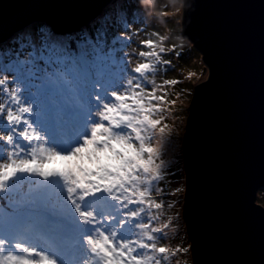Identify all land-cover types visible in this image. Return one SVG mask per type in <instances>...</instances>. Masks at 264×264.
I'll list each match as a JSON object with an SVG mask.
<instances>
[{
  "label": "snow or ice",
  "instance_id": "1",
  "mask_svg": "<svg viewBox=\"0 0 264 264\" xmlns=\"http://www.w3.org/2000/svg\"><path fill=\"white\" fill-rule=\"evenodd\" d=\"M132 35L78 57L47 45L28 59L0 56V198L11 209L0 207V264H171L186 251L161 244L172 205L155 198L165 175L161 105L176 103L157 92L179 81L156 83L171 64L162 36L140 41L147 50H133L130 71L127 52L110 71Z\"/></svg>",
  "mask_w": 264,
  "mask_h": 264
},
{
  "label": "water",
  "instance_id": "2",
  "mask_svg": "<svg viewBox=\"0 0 264 264\" xmlns=\"http://www.w3.org/2000/svg\"><path fill=\"white\" fill-rule=\"evenodd\" d=\"M114 0H0V42L32 22L59 36ZM182 31L208 76L183 139L192 264H264V0H183Z\"/></svg>",
  "mask_w": 264,
  "mask_h": 264
},
{
  "label": "rangeland",
  "instance_id": "3",
  "mask_svg": "<svg viewBox=\"0 0 264 264\" xmlns=\"http://www.w3.org/2000/svg\"><path fill=\"white\" fill-rule=\"evenodd\" d=\"M129 5L130 7H128ZM136 6L141 8L143 18L151 23L149 27L152 29L158 27L162 32L160 36L155 35L156 37L152 39L160 44V37H164L162 46L177 53L176 56H168L169 59H167L166 53H162V56L166 54L163 56L164 60H171L172 62L168 65L167 69L165 66H162L159 72V74L165 72L163 80L175 79L179 82L171 86L164 85L163 91L157 92V95H163L166 91V100L168 102L175 100L176 103L174 105L171 103L161 105V107L166 109L162 113L165 117L163 124L168 125L165 129L161 146V159L164 161L162 167L165 175L159 182V187L162 189V192L156 195L155 198L158 201L162 200L165 205H172L171 208L165 207L163 219L170 217L173 227L168 231V238L162 240L161 244L172 248L179 246L181 249L186 250L173 258L171 264H177V260L179 264H192L191 240L187 233V225L183 215L186 190L183 139L186 132L188 110L194 93V86L207 78L208 71L205 72L204 70L205 64L202 62V58L199 59L197 57L199 52L196 50L193 42L187 41L183 35L181 38H176L180 35L179 31H171L169 27L167 28V25L172 22L181 31L183 0H151L149 4H145L144 0H114L94 20L72 33L60 36L46 22H32L11 37L0 42V56H4L6 59L7 56H15V54L19 53L21 59H28L30 57L26 56L23 50L32 51V47L35 45L36 50L39 51L44 45H47L49 47L55 46L62 48L67 53L72 50V54L74 55L72 57H78L82 51H91V47L97 44L100 46L98 40L105 34L107 39L103 43L102 47L104 48L110 41L107 32L113 33V28H111L113 24L111 18L112 11L110 10L114 7L117 9L121 8L120 14L117 17H121L127 23L135 26L143 22L140 15L136 18L132 17L131 8ZM161 19L163 24H167L162 28L160 27L163 25L160 23ZM121 33L124 32H117L114 38L120 36ZM52 37H54L55 42L52 41ZM142 37L145 38L146 35L142 34ZM155 38L157 39L155 40ZM62 41H65L64 44H62ZM139 43V38L135 37L131 39L128 46L130 50H135L138 53L141 47ZM8 45L9 47H7ZM173 46H175L174 50H172ZM29 47L31 49H28ZM110 48L112 47L107 46L108 50ZM141 49L147 50L143 47ZM180 54L182 55L180 56ZM131 59L132 64H130V70L137 62L138 56L133 53L131 54ZM181 59H184V61H181ZM42 63L44 61H37L39 68H42ZM9 79L11 78L9 77ZM151 87L153 85L148 86L149 89ZM156 118H159V116ZM157 163H159V160ZM263 189L258 193L257 201L264 205V199L262 198L264 193ZM5 204L8 205V201L0 198V207L5 208Z\"/></svg>",
  "mask_w": 264,
  "mask_h": 264
},
{
  "label": "trees",
  "instance_id": "4",
  "mask_svg": "<svg viewBox=\"0 0 264 264\" xmlns=\"http://www.w3.org/2000/svg\"><path fill=\"white\" fill-rule=\"evenodd\" d=\"M108 7V6H107ZM128 7H130V5L128 6ZM121 9V8H120ZM120 9H117L116 7H114L113 9H111L110 11H112V15H111V18H112V20H113V24H112V27L111 28H113V33H110L109 31L107 32L108 34H109V39H110V41L107 43V45H106V47H104V51H108V49H107V46L108 47H113V40H114V36H115V34L117 33V32H119V31H123V32H127L129 35H132L133 33H137V30H139V32L136 34V35H132V38H139V41H142V38H144V37H142V34H144V35H146V37L143 39V40H146V39H149V38H154V37H156V36H160L161 34H162V32L159 30V28L157 27V28H155V29H152V28H150L149 26L151 25V23L150 22H148L145 18H143V13H142V11H141V8L140 7H132L131 8V10H132V17L133 18H136L138 15H140V17H141V19H142V21L143 22H141V23H138V24H136L135 26L134 25H131V24H129V23H127V21H125V19H122L121 17H117V15L118 14H120ZM156 21H157V19H156ZM39 22H41V21H39ZM160 23H162V19H161V22ZM159 23V24H160ZM163 24V23H162ZM167 24H163V25H161L160 27L162 28V27H164V26H166ZM169 27V29L171 30V31H179V33H180V35H179V37L177 36L176 38H181V36L183 35L185 38H186V40L187 41H190L189 40V38L183 33V31H182V28H181V31H180V29H178V27H176V25H174L172 22L171 23H169V25H167V28ZM177 31V32H178ZM153 33H156L157 35L155 36V35H152ZM102 34H104V33H102ZM108 37V36H107ZM174 38V37H173ZM107 38H106V35L104 34V36L101 38V39H99L98 40V42L100 43V46L102 47L103 46V43L105 42V40H106ZM157 38H155V40H156ZM136 40V39H135ZM154 40V39H153ZM191 42V41H190ZM158 43V42H157ZM159 44V43H158ZM132 45V44H131ZM130 45V46H131ZM139 45L141 46V44L139 43ZM115 47H117V48H119L120 47V45L119 44H117V45H115ZM142 47V46H141ZM141 47L139 48V50H138V52L140 51V50H142L141 49ZM196 48V47H195ZM28 49H31L30 47L28 48ZM91 49H92V47H91ZM196 50L199 52V54L197 55V57L200 59V58H202V54H201V52L196 48ZM23 51H25V55L26 56H29L28 54L31 52V50H23ZM124 52H127V53H129V54H133V50H130V47L128 46L127 48H124L123 49V51L122 52H117V53H115V58H116V60H117V64L116 65H114V66H112L111 68H110V71H112V72H118L119 71V68L120 67H122L121 65H119V60L120 59H126L125 57H124V55H123V53ZM166 54H163V56L164 55H166V57H167V59H169V57L168 56H171V55H175L176 56V52L174 53V52H172L171 50H167L166 52H165ZM69 55H71V56H74L73 54H72V50H70L69 51V53H68ZM182 54H180V56H181ZM30 57V56H29ZM176 58V57H175ZM169 61H171V60H169ZM181 61H184V59H181ZM172 62V61H171ZM202 62H203V59H202ZM205 64V63H204ZM165 66V68L167 69L168 68V65H164ZM47 66L44 64V63H42V68H40L41 70H44L45 68H46ZM44 68V69H43ZM127 68L130 70V64L129 65H127ZM128 70V71H129ZM164 75H165V72L163 73V74H159V73H157V75H156V77H155V79H156V83L158 84V85H160V84H162V82H163V79H164ZM9 77L10 78H12L11 77V74H9ZM35 83H37V84H39L40 83V81L39 80H36L35 81ZM148 86H151V84H146V87H148ZM195 87V86H194ZM49 101H50V103L53 105V106H57L59 103H61L62 101H61V98L60 97H49ZM27 188H28V186L27 185H25L24 186V191H27ZM263 192H264V189H263ZM261 198V197H260ZM262 198L264 199V193H263V196H262ZM3 202V201H2ZM5 208H3L5 211H10L11 209L10 208H8V205L7 204H5ZM40 211V209L39 208H37V212H39Z\"/></svg>",
  "mask_w": 264,
  "mask_h": 264
},
{
  "label": "bare ground",
  "instance_id": "5",
  "mask_svg": "<svg viewBox=\"0 0 264 264\" xmlns=\"http://www.w3.org/2000/svg\"><path fill=\"white\" fill-rule=\"evenodd\" d=\"M52 41L55 42L54 37H52ZM56 42H57V40H56ZM64 42H65V41H62V44H64ZM7 47H9V45H8Z\"/></svg>",
  "mask_w": 264,
  "mask_h": 264
},
{
  "label": "clouds",
  "instance_id": "6",
  "mask_svg": "<svg viewBox=\"0 0 264 264\" xmlns=\"http://www.w3.org/2000/svg\"><path fill=\"white\" fill-rule=\"evenodd\" d=\"M202 54V53H201Z\"/></svg>",
  "mask_w": 264,
  "mask_h": 264
}]
</instances>
